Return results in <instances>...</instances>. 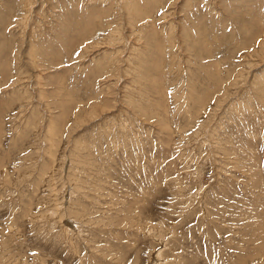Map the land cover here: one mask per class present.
Instances as JSON below:
<instances>
[{"label":"rangeland","instance_id":"obj_1","mask_svg":"<svg viewBox=\"0 0 264 264\" xmlns=\"http://www.w3.org/2000/svg\"><path fill=\"white\" fill-rule=\"evenodd\" d=\"M0 264H264V0H0Z\"/></svg>","mask_w":264,"mask_h":264}]
</instances>
